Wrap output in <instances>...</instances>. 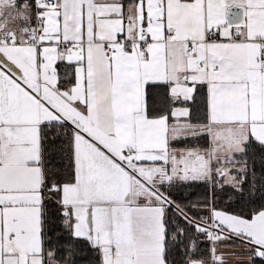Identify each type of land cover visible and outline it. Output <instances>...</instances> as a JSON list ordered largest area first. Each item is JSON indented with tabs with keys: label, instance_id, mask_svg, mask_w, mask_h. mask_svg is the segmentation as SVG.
I'll use <instances>...</instances> for the list:
<instances>
[{
	"label": "snow or ice",
	"instance_id": "6c2138e0",
	"mask_svg": "<svg viewBox=\"0 0 264 264\" xmlns=\"http://www.w3.org/2000/svg\"><path fill=\"white\" fill-rule=\"evenodd\" d=\"M0 264H264V0H0Z\"/></svg>",
	"mask_w": 264,
	"mask_h": 264
}]
</instances>
